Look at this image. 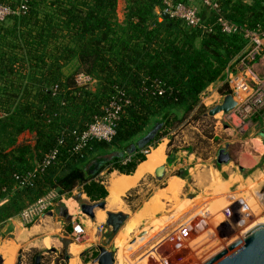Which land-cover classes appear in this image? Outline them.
I'll list each match as a JSON object with an SVG mask.
<instances>
[{
    "label": "trees",
    "instance_id": "1",
    "mask_svg": "<svg viewBox=\"0 0 264 264\" xmlns=\"http://www.w3.org/2000/svg\"><path fill=\"white\" fill-rule=\"evenodd\" d=\"M164 1L124 0L120 20V0H29L25 14L0 23V113L4 114L0 117V202L4 201L0 224L52 190L71 196L80 189L91 202L106 200L109 193L100 174L110 169V173L133 175L147 160L145 151L156 148L196 109L205 113L201 95L212 84L225 81L234 60L246 50L243 35L223 33L219 18L264 31V0L251 4L217 0L220 12L202 8L199 28L177 18L163 19ZM70 66L73 70L66 74ZM79 72L97 81L94 89L77 87ZM221 93H229L226 84ZM113 99L128 104L112 142L91 140L75 152L74 132L84 131L102 116ZM168 112L184 116L173 114L134 155L116 159L97 177L86 179L84 165L95 154L123 149ZM25 133L33 139L20 143ZM53 151L58 152L55 163L35 173L37 164ZM29 173H35L31 186L20 188L17 177Z\"/></svg>",
    "mask_w": 264,
    "mask_h": 264
},
{
    "label": "rangeland",
    "instance_id": "2",
    "mask_svg": "<svg viewBox=\"0 0 264 264\" xmlns=\"http://www.w3.org/2000/svg\"><path fill=\"white\" fill-rule=\"evenodd\" d=\"M120 1L122 13L124 0ZM224 86H219L218 94L215 89L209 94L223 96ZM205 102L210 106L212 100ZM205 113L196 109L190 119L157 143L165 144V162L159 167L168 168L161 181L154 173L146 175L134 188L122 189L116 207H110L107 199L106 211L96 212V223L107 228L102 238L109 233L107 212L126 215L108 246L115 249V264H205L256 226H264V126L258 130L254 117L245 126L237 115L221 125L223 114L211 118ZM227 146L231 162L218 165V153ZM154 149L145 151L147 157ZM109 170L99 176L108 189L114 178L122 179L119 172L110 175ZM55 193L53 208L40 218L26 222L20 213L18 219L0 226V253L6 263L17 264L22 254L29 263L31 255L47 253V248L60 254L64 249L60 240H71L67 239L71 224L60 213L71 207L86 234L68 247V255L72 261L78 255L82 264H93L102 238L99 227L82 215L78 203L89 199L80 189L71 196ZM91 245L98 246L96 251L85 254ZM45 257V264H53L57 255Z\"/></svg>",
    "mask_w": 264,
    "mask_h": 264
},
{
    "label": "built area",
    "instance_id": "3",
    "mask_svg": "<svg viewBox=\"0 0 264 264\" xmlns=\"http://www.w3.org/2000/svg\"><path fill=\"white\" fill-rule=\"evenodd\" d=\"M198 1L199 5L194 4L192 0H188L186 3H174L172 0H165L164 4L166 8L163 13L168 14L169 17L182 20L189 27L199 28L202 26V21L199 17L201 9L208 8L219 13L220 5L217 0ZM18 3V5L12 6L0 0V23L7 22L12 16L23 15L27 12L29 0H18ZM218 24L221 26L223 33L228 35L241 33L247 42L246 50L242 53L243 56L239 59L238 66L228 70L225 79V84L229 89L228 94L232 95L237 106L229 113H221L224 118L219 123L226 125L233 121L234 116L237 115L246 126L252 123L251 119L254 117L257 120L255 127L260 130L264 126V74H258L254 70V64L264 56V31L260 27L254 30L239 27L222 16L219 18ZM75 82L77 87L86 89H94L97 84L94 78L84 72H79L75 75ZM53 91H56V87L53 88ZM209 93L210 91H205L200 97V104H203L207 108V111L221 104L225 97V95L221 96V101L217 102L216 100L213 101V95ZM205 96H207L206 99L204 98ZM208 100H212L210 106L205 102ZM124 104H128V101L113 99L104 108L102 116L96 117L84 131L74 132V135L77 137V145L74 151L81 152L91 140L111 143L116 136L118 121L120 120ZM3 116L4 114L0 113V117ZM60 143L62 142L60 141ZM57 154V151L47 154L43 161L37 164L35 173L43 172L53 165ZM35 173L18 176V186L20 188L31 186V180ZM55 191H50L35 204L21 212L23 213L22 217L24 221L31 222L33 219L40 218L44 213L50 211L53 208V202L57 200ZM3 202L1 201L0 205ZM99 230L101 235L106 233L107 228L105 225H101L99 226ZM85 234L84 224L81 221L73 220L72 231L69 235L70 241H79Z\"/></svg>",
    "mask_w": 264,
    "mask_h": 264
},
{
    "label": "water",
    "instance_id": "4",
    "mask_svg": "<svg viewBox=\"0 0 264 264\" xmlns=\"http://www.w3.org/2000/svg\"><path fill=\"white\" fill-rule=\"evenodd\" d=\"M158 13V12H157ZM160 14V13H159ZM163 19L169 18L168 14H162ZM243 56L241 54L234 60L232 66L235 65ZM237 104L231 94L224 97V101L209 109L205 113V117H215L220 113H229L236 108ZM176 114L179 119H182L183 112H168L157 118L152 124L140 135H138L132 143L126 145L123 149H110L100 151L95 154L85 165L84 171L86 179L97 177L100 171L110 162L121 159L125 160L129 156L134 155L138 149L143 148L148 142L153 140L155 136L165 127L170 117ZM226 149H221L218 153L217 164L227 165L231 162V155ZM242 170V169H241ZM167 172V166L158 167L155 170V177L157 181H161ZM79 205L82 214L94 220L96 217V210L106 211V200L99 202H90L79 200ZM61 216L66 223L73 221V217L68 213L67 209L62 211ZM126 220V215L123 213L107 212L106 225L109 229L107 236L102 239V246L98 247V254L93 261V264H115V249H108V246L117 235ZM66 251V262L71 264V258L68 255V247L72 244L70 240H61ZM136 241L134 242V244ZM54 251V250H53ZM41 256L36 257V263L40 264ZM3 263L0 257V264ZM205 264H264V226L257 227L249 232L243 240H238L232 245L215 255Z\"/></svg>",
    "mask_w": 264,
    "mask_h": 264
},
{
    "label": "bare ground",
    "instance_id": "5",
    "mask_svg": "<svg viewBox=\"0 0 264 264\" xmlns=\"http://www.w3.org/2000/svg\"><path fill=\"white\" fill-rule=\"evenodd\" d=\"M164 162H165V144L163 143V144H160L159 146H157L155 148V150L150 154L147 161L142 163L139 166L137 172L135 173V175L133 177L125 178L122 180H118L117 178H114L112 180L111 186L109 187V192H110L111 196L107 200L108 205L110 207H113V208L116 207V205L118 203V196H119L120 192L122 191V189L133 187L134 185H136L140 181V179H142L146 175L153 174L156 167H158L160 164H162ZM175 182L178 183V181H175ZM171 184H173V182ZM173 185H176V183H174ZM174 189H175V187H174ZM262 206H264V203L262 204ZM257 227L258 226H256L255 228H257ZM246 235L247 234H245L244 236H246ZM74 257H73L74 263L71 259V264H82L78 258V255H76V256L74 255ZM124 257H125V253L122 254V259H124Z\"/></svg>",
    "mask_w": 264,
    "mask_h": 264
},
{
    "label": "crops",
    "instance_id": "6",
    "mask_svg": "<svg viewBox=\"0 0 264 264\" xmlns=\"http://www.w3.org/2000/svg\"><path fill=\"white\" fill-rule=\"evenodd\" d=\"M193 1V3L194 4H196V5H199V1L198 0H192ZM234 1H237V0H234ZM245 3H247V4H251L252 3V0H243ZM120 3H121V1H120ZM120 3H119V7H120ZM124 13H125V2H123V11H122V13L119 11V9H118V15H119V19L120 20H123L124 19ZM160 13V11H158V14ZM200 44H201V41L200 40H198L197 42H196V45L198 46V47H200ZM239 62V61H238ZM238 62L234 65V67L235 66H238ZM73 70V67H69L68 69H66V74H70V72ZM254 70L258 73V74H260V75H263L264 74V56L258 61V62H256L255 64H254ZM223 83H225V81H223V82H216V83H214V84H212L206 91H210V92H212L213 91V89H215V91H216V94H218V88H219V86H221ZM215 91H214V93H215ZM217 101V102H220L221 101V96H219L218 98H216L215 97V94H213V101ZM191 118V116L188 118V119H190ZM183 123H185V122H183ZM182 123V124H183ZM181 124V125H182ZM180 125V126H181ZM179 127V126H178ZM32 139H33V135H31V134H29V133H25V134H23V135H21V137L19 138V142L20 143H23V142H29V141H32ZM155 150V149H154ZM153 150V151H154ZM152 151V152H153ZM151 152V153H152ZM150 153V154H151ZM150 154L148 155V157L150 156ZM148 159V158H147ZM147 161V160H146ZM145 161V162H146ZM141 165V164H140ZM139 165V166H140ZM139 166H138V168H139ZM159 167V166H158ZM158 167H156V169L158 168ZM161 167V166H160ZM138 168H137V170H138ZM155 169V170H156ZM168 169V168H167ZM137 170H136V172H137ZM135 172V173H136ZM103 173V172H102ZM135 173L133 174V175H131V176H125V175H121V178L122 179H125V178H131V177H133L134 175H135ZM154 173H155V171H154ZM113 174V172L112 173H110V175H112ZM118 179V178H117ZM122 179H118V180H122ZM141 180V179H140ZM140 182V181H139ZM138 184V183H137ZM136 184V185H137ZM136 185H134L132 188H134ZM131 187H130V189H132ZM108 189V188H107ZM130 189H128V190H130ZM77 190V189H76ZM127 191V190H126ZM108 193H109V189H108ZM82 195H84V194H82ZM86 196V195H85ZM87 197V196H86ZM110 196L108 195V197L106 198V200L109 198ZM261 200L263 199V197L262 198H260ZM81 200H83V199H81ZM83 201H85V200H83ZM90 201V200H89ZM91 202V201H90ZM79 203V202H78ZM264 203V200H262V202H261V205ZM79 207H80V205H79ZM69 209L67 210L68 211V213L73 217V220H78L76 217H74V212H73V209L71 208V207H68ZM64 209H67V208H64ZM63 209V210H64ZM62 210V211H63ZM62 211H61V213H60V216H61V214H62ZM97 211H99V210H96V212ZM101 211V210H100ZM103 212H105V211H103ZM82 213V212H81ZM82 215H84V214H82ZM51 217H52V215H50ZM18 217H19V215L18 216H16V217H14V218H12V219H10L9 221H12V220H16V219H18ZM61 218L63 219V217L61 216ZM63 221H64V219H63ZM80 221V220H79ZM95 223H96V217H95V219L93 220ZM65 222V221H64ZM73 222V221H72ZM72 222H70V223H66L67 225L68 224H71V227H69V233H67V239H69V235H70V233H71V231H72ZM14 223H16V221L14 222ZM4 224V223H3ZM3 224H0V226L1 225H3ZM101 225H103V224H100V225H98V223H96V227H99V226H101ZM102 236H103V234H101V235H99V237L100 238H102ZM85 238V237H84ZM103 239V238H102ZM61 241V240H60ZM76 242V241H75ZM75 242L74 243H72V244H75ZM71 246V245H70ZM95 247H98L97 245H91L90 246V249L88 250V251H86V253H88V252H93V251H96L95 250ZM100 247V246H99ZM111 249V248H110ZM47 250H48V248H47ZM124 253V252H123ZM0 257L2 258V260L3 261H5V263H6V259H5V257L0 253ZM74 261V260H73ZM9 263H6V264H11L10 262H11V260H9L8 261ZM74 263V262H73Z\"/></svg>",
    "mask_w": 264,
    "mask_h": 264
},
{
    "label": "flooded vegetation",
    "instance_id": "7",
    "mask_svg": "<svg viewBox=\"0 0 264 264\" xmlns=\"http://www.w3.org/2000/svg\"><path fill=\"white\" fill-rule=\"evenodd\" d=\"M46 254L57 255V258L55 259V261H53V264H67V262H66L67 254H66L65 249H63V251L60 254H58L57 250H55V249H52V250L48 249L47 253L33 254V255H31V260L29 263H27V261H28L27 256L22 254V256L19 258L17 264H35L37 256H41L40 264H45V261L48 259L47 257H45ZM25 260H26V262H25ZM2 264H5V261H3Z\"/></svg>",
    "mask_w": 264,
    "mask_h": 264
}]
</instances>
